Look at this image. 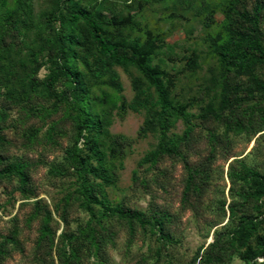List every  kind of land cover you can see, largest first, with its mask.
I'll use <instances>...</instances> for the list:
<instances>
[{
    "label": "rangeland",
    "instance_id": "rangeland-1",
    "mask_svg": "<svg viewBox=\"0 0 264 264\" xmlns=\"http://www.w3.org/2000/svg\"><path fill=\"white\" fill-rule=\"evenodd\" d=\"M73 6L148 43L176 117L161 124L153 88L98 54ZM247 37L264 48V0H0V169L26 175L0 173V264H264V63L218 53ZM56 62L79 82L49 84ZM186 127L178 153L149 157Z\"/></svg>",
    "mask_w": 264,
    "mask_h": 264
},
{
    "label": "trees",
    "instance_id": "trees-1",
    "mask_svg": "<svg viewBox=\"0 0 264 264\" xmlns=\"http://www.w3.org/2000/svg\"><path fill=\"white\" fill-rule=\"evenodd\" d=\"M69 20L73 23L78 21L83 23L95 50L100 56L115 64L131 65L142 74L145 81L155 92V101L159 108V120L161 119L162 125L165 124L162 119L167 121L172 116L176 117L179 114L169 98L162 78V71L151 63L152 51L148 43L133 44L126 39L115 41L109 39L105 35L104 30L112 23V20L89 14L85 9L79 6L70 8ZM244 45H251L256 51V54H239L238 50ZM59 51V55L62 56L64 51L62 45L59 46ZM218 53L220 59L226 65L227 70L237 68L238 70L245 71L257 63H264V48L261 43L258 40L248 37L241 39L226 38L219 48ZM55 66L56 69L51 72L47 80L49 84L57 80L59 72L64 73L67 77L71 78V80L79 82L80 75L78 71L70 69L64 62H56ZM181 114L185 115L184 111H181ZM190 132L191 127H186L183 134L177 137V140L171 139L168 144H159L149 157L155 158L159 153H178L179 144L188 140ZM186 166L188 169V163H186ZM80 167V163L75 164L76 169ZM196 171V169L192 171L189 169L188 180L186 181L184 189L185 193H187L190 188H194L193 176L197 173ZM0 173H8L17 176L20 185H25L26 183V175L21 165L9 163L4 168L0 169ZM120 215L127 218H136L139 216V212L137 210H132L120 213Z\"/></svg>",
    "mask_w": 264,
    "mask_h": 264
}]
</instances>
